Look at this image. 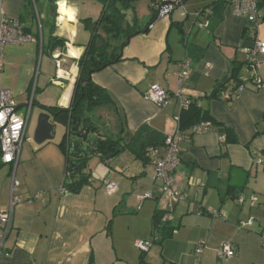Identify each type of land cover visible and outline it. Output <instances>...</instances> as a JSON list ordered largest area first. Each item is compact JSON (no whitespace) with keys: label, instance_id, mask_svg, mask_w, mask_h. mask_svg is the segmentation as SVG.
<instances>
[{"label":"crops","instance_id":"crops-1","mask_svg":"<svg viewBox=\"0 0 264 264\" xmlns=\"http://www.w3.org/2000/svg\"><path fill=\"white\" fill-rule=\"evenodd\" d=\"M186 1L169 15H158L146 32L133 35L120 61L92 74L114 100L94 112L103 137L124 130L128 142L146 126L158 134L153 136L159 143L148 153L155 148L163 156L164 137L178 128L176 116L182 110L178 91L198 99L209 118L229 129L227 134L213 124L210 131L196 133V124L183 131L176 177L188 199L174 203L161 194L154 161L145 162L130 149L109 160L93 153L84 171L90 175L88 182L77 193L61 191L69 166L68 152L60 145L66 129L57 122L55 138L37 144L34 132L43 111L38 105L70 106L78 60L93 36L82 21L97 20L103 4L59 0L53 22L49 0H40L37 10L30 0H3L0 19L2 14L19 19L36 40L4 49L2 85L12 91L19 109L31 106V114L17 166L5 164L0 169V210L10 209L13 197L19 199L0 264H141L143 260L145 264H264V92L250 80L229 100L211 97L217 84L232 79L235 64L238 75L244 72L248 58L244 49L253 45L245 33L248 22L224 0ZM153 2L137 0L135 10L129 12V19L134 17L141 25L139 30L151 21L156 10ZM259 13L258 32L264 40V0H259ZM51 34L64 39L65 46L53 52L44 49ZM56 54L66 60L62 70L70 71L59 82L52 81ZM42 55L48 59L39 67ZM187 58L191 61L188 76L179 85L177 74ZM258 72L264 81V55ZM154 84L174 94L167 106L143 97ZM229 89L237 90L234 81ZM13 176L19 181L15 191ZM105 180L115 182L117 192L107 193ZM146 192L153 197L141 203L138 196ZM220 192L227 194L224 201ZM253 196L257 201L251 205ZM117 207L122 213L114 215ZM156 209L168 210L177 228L162 244L154 243L142 253L135 242L153 238ZM214 212L223 217H215ZM249 218L255 219L254 224L240 228L239 223ZM226 242L233 243L236 254L221 261L218 252Z\"/></svg>","mask_w":264,"mask_h":264},{"label":"built area","instance_id":"built-area-1","mask_svg":"<svg viewBox=\"0 0 264 264\" xmlns=\"http://www.w3.org/2000/svg\"><path fill=\"white\" fill-rule=\"evenodd\" d=\"M40 0H32L34 7L38 8V2ZM183 0H161L159 3L154 0L153 7L160 10V15H169ZM232 8L235 15L243 17L247 20L248 24L245 28V33L249 39L253 41V45L245 47V52L248 55L246 64L244 66V72L242 73L241 83L236 88L237 90L228 89L222 94V99L229 100L233 96L237 95V92L242 91L245 88V83L253 81L256 87L264 92V81L259 76L260 56L264 55V40L259 37V0H225ZM3 0H0V8ZM163 4V6H161ZM2 9V8H1ZM205 25H208L206 22ZM36 39L29 33L25 32L19 19L9 18L2 14L0 19V149L2 154V161L4 164L12 165L16 167L21 156L23 144L26 140L27 129L31 114V106L26 112H20L18 104L14 99V95L10 89L5 88L2 85V72L4 69V49L6 45H22L26 42H34ZM56 64V76L52 79L53 82H59L60 80L69 77L70 71L62 70V66L66 63L65 58L60 55H54ZM190 59H185L181 63V69L178 72L179 85L184 83L185 78L188 76L190 68ZM207 68L211 69L212 65L207 64ZM62 72V74H61ZM174 94L165 90L159 84H154L143 94V97L154 103L159 107L167 106ZM180 99L181 107H188L191 103L189 97L184 96L178 91L177 95ZM176 120L179 123L180 117L176 116ZM212 124L210 121H203L194 127V132L202 133L210 131ZM184 140L182 131L177 128L174 134L167 135L165 138L166 153L163 156H158V150L153 148L149 151L153 161L155 163V177L161 180L160 191L163 197L168 200L178 203L188 199V194L181 190L177 185L176 172L181 164V147ZM69 171L67 168V176ZM13 191L19 186L13 176ZM104 188L107 193L114 194L118 190V185L110 180L104 181ZM61 191H65L64 188ZM151 192H146L138 196V200L142 203L148 198H152ZM19 199L13 197L11 208L8 210H0V257L5 253V242L8 235L13 228V206ZM251 205H254L257 201V197L251 198ZM239 202L243 203L244 198H239ZM215 217H220L219 212H214ZM223 217V215L221 216ZM253 218L241 221L240 228H248L254 224ZM204 241L199 244L197 248V254L202 255ZM136 247L142 252H148L152 247L151 241L137 240L135 242ZM236 254V248L232 242L223 243L218 252L219 260H225L234 257Z\"/></svg>","mask_w":264,"mask_h":264},{"label":"trees","instance_id":"trees-1","mask_svg":"<svg viewBox=\"0 0 264 264\" xmlns=\"http://www.w3.org/2000/svg\"><path fill=\"white\" fill-rule=\"evenodd\" d=\"M30 1L32 2V0ZM57 1L59 0H49L52 5V11L55 12L53 22L57 14ZM98 1L103 4V11L100 17L97 20L86 18L82 21L86 24V27L90 28L93 36L89 45H87L85 52L78 60L79 75L74 86L70 106L67 109L55 106H43V108L58 114L61 121L66 125H71V127H74L72 122L74 118L81 119L82 127H87L90 129L91 134L96 133L99 136L98 146L94 150V153H98L103 160L115 158L125 150L130 149L139 159L145 162L149 160L153 161V157H151L148 153V148L157 147V144L159 143H157L158 141L154 136H158V134L155 133L154 130L150 131L146 126L141 127L128 142L124 140V130H121V132L114 135L109 134L105 137L100 135V128L98 126L99 119L94 115V112L101 105L112 103L114 100L106 89L93 81L92 74L120 61L122 59L121 51L123 47L127 45L128 37L139 34L140 31L146 32L149 29V23L156 20L157 11L155 10L151 21L145 24L143 27L144 29L139 30L141 25L137 19L134 17L129 19V12L135 10L134 4L137 0ZM34 9L37 10L35 7ZM98 42H101V44L98 45ZM64 46V39L55 37L51 34L49 45L46 47L44 46V49H50L51 52H53L56 48ZM236 67L237 66L235 64L233 66L234 70L232 79L227 83L217 84L211 97L222 99V94L229 89V83L231 81H234L235 88L239 86L242 81L240 75H238V68ZM190 100L191 103L188 107L182 108L179 116L180 121L178 123V127L182 133L188 128V126L193 127L201 121L211 119L207 115L208 112H203L199 107L198 99L190 98ZM201 114L203 117H201ZM211 121L213 122H211L212 126L213 124L221 126L227 134L229 133V129H227L223 123L218 122L215 119H211ZM165 138L166 136L163 139V145H165ZM60 145L66 152H68L69 162V175L67 176L63 188L66 191L77 193L80 191L82 186L88 182L90 177V175L84 172L87 167V159L75 160L71 157L68 145V135L63 138ZM73 161H76L77 165L71 167V163ZM4 165L0 149V169ZM226 195L227 194L220 192V198L222 201L225 200ZM119 213H122V210L117 207L114 211V215ZM153 228L154 235L151 239L152 246L154 243L162 244L166 239H168L172 233L175 232L177 224L174 223V220L168 210L156 209L153 216ZM141 264H145V261L143 260Z\"/></svg>","mask_w":264,"mask_h":264},{"label":"water","instance_id":"water-1","mask_svg":"<svg viewBox=\"0 0 264 264\" xmlns=\"http://www.w3.org/2000/svg\"><path fill=\"white\" fill-rule=\"evenodd\" d=\"M186 2V0H183L178 5L185 4ZM160 10L161 8L157 10V16L160 15ZM152 23L153 21L149 23V26ZM131 37H128V42ZM38 107L42 108L43 111L38 116L37 126L34 132V141L37 144L53 140L57 132V122H59L65 126L66 131L63 138L68 135L69 151L72 158L75 160L87 159L94 153V150L98 146L99 136L96 133L91 134L90 129L87 127H82L81 119L74 118L72 120L74 127H71V125L64 124L58 114L46 110L42 105H38ZM75 165H77V162L73 161L71 167Z\"/></svg>","mask_w":264,"mask_h":264},{"label":"rangeland","instance_id":"rangeland-1","mask_svg":"<svg viewBox=\"0 0 264 264\" xmlns=\"http://www.w3.org/2000/svg\"><path fill=\"white\" fill-rule=\"evenodd\" d=\"M147 2V1H146ZM145 2V3H146ZM142 24H143V22H142ZM47 59H48V57H46V55H42L40 58H39V62H38V65H39V67L41 66V63L44 61H47ZM50 66H51V70L53 71V75L55 74V64H54V61L53 60H51V62H50ZM100 108V107H99ZM99 108H97L96 110H95V112L99 109ZM19 111L20 112H26V107H22L21 109H19ZM148 201L149 200H151V199H147ZM139 201V200H138ZM131 215V214H130ZM131 219H133V218H131Z\"/></svg>","mask_w":264,"mask_h":264},{"label":"clouds","instance_id":"clouds-1","mask_svg":"<svg viewBox=\"0 0 264 264\" xmlns=\"http://www.w3.org/2000/svg\"><path fill=\"white\" fill-rule=\"evenodd\" d=\"M60 11L63 13L65 11L63 3L60 4Z\"/></svg>","mask_w":264,"mask_h":264},{"label":"flooded vegetation","instance_id":"flooded-vegetation-1","mask_svg":"<svg viewBox=\"0 0 264 264\" xmlns=\"http://www.w3.org/2000/svg\"><path fill=\"white\" fill-rule=\"evenodd\" d=\"M52 9V8H51ZM101 44V42H98V45H100Z\"/></svg>","mask_w":264,"mask_h":264},{"label":"bare ground","instance_id":"bare-ground-1","mask_svg":"<svg viewBox=\"0 0 264 264\" xmlns=\"http://www.w3.org/2000/svg\"><path fill=\"white\" fill-rule=\"evenodd\" d=\"M61 74H62V72H61Z\"/></svg>","mask_w":264,"mask_h":264}]
</instances>
